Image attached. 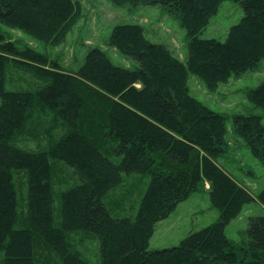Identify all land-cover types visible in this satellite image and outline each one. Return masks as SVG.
<instances>
[{
	"label": "trees",
	"instance_id": "1",
	"mask_svg": "<svg viewBox=\"0 0 264 264\" xmlns=\"http://www.w3.org/2000/svg\"><path fill=\"white\" fill-rule=\"evenodd\" d=\"M109 1L171 13L185 31L187 58L148 41L142 27L120 24L106 44L136 68L92 48L72 71L0 34V264H92L79 250L92 239L97 264H264V215L248 218L238 242L225 235L245 205L264 210V186L254 196L219 164L228 150L227 116L187 85L192 74L214 92L257 70L264 0H233L244 14L223 41L201 34L227 0ZM80 18L77 0H0V24L52 47ZM246 99L264 112V81ZM231 121L264 170L262 117L249 112ZM205 185L217 220L177 246L149 250L156 223ZM135 196L134 212L120 216Z\"/></svg>",
	"mask_w": 264,
	"mask_h": 264
},
{
	"label": "rangeland",
	"instance_id": "2",
	"mask_svg": "<svg viewBox=\"0 0 264 264\" xmlns=\"http://www.w3.org/2000/svg\"><path fill=\"white\" fill-rule=\"evenodd\" d=\"M77 1L81 5V18L66 35L64 43L57 47H52L20 30L2 24H0V34L6 40L17 42L20 46L27 45L46 54L50 59L58 61L63 68L68 70L77 69L83 62L87 51L92 48L106 52L114 65L134 69L138 66L136 61L106 44L109 33L115 25L134 24L142 27L144 36L148 41L165 45L175 57L181 62H185L187 58L185 31L175 16L159 5L117 7L109 0ZM243 14L241 6L235 1L222 2L217 13L203 30L201 38L223 41L229 28L237 24ZM23 77L21 88H26L30 76ZM263 81L264 59L258 65L257 70L231 77L226 84H220L214 92L207 91L201 80L195 75L190 74L187 82L192 97L211 110L227 116L226 141L228 150L225 156L219 160V164L237 183L254 196L264 186V170L259 161L250 155L244 142L234 135L231 116L252 112L260 115L264 124V112L255 108L246 99V91L255 88ZM6 88L11 90V84L7 83ZM207 189L208 185H205L204 189L192 193L186 201L176 207L168 218L156 223L153 235L149 240V250L177 246L190 234L210 226L217 220L218 211L211 206ZM137 201V196L131 199V202L127 201L124 210L119 213L120 216L134 212L131 207ZM263 215V208L255 201L250 202L242 208L240 215L225 228L226 237L238 242L245 237L248 218ZM79 250L90 263H98L97 240L87 241L84 247L79 248Z\"/></svg>",
	"mask_w": 264,
	"mask_h": 264
}]
</instances>
